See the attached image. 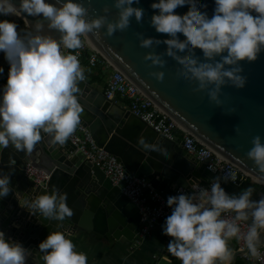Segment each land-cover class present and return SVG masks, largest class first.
I'll list each match as a JSON object with an SVG mask.
<instances>
[{
	"label": "clouds",
	"instance_id": "obj_1",
	"mask_svg": "<svg viewBox=\"0 0 264 264\" xmlns=\"http://www.w3.org/2000/svg\"><path fill=\"white\" fill-rule=\"evenodd\" d=\"M113 6L118 9V18L105 24V16L86 20L87 9L76 0H57V4L48 0H19L18 4L0 0V16L42 14L48 22L45 26L36 19L31 31H18L15 21L0 19V51L9 64L6 82L0 85V150L11 144L17 151L30 152L41 139V132L47 133L53 144H63L73 133L82 111L77 99L78 82L85 76L77 55L62 49H79L81 35L102 24L107 35L122 30L129 25L130 17L139 22L144 11L133 6V0H113ZM178 6H187L190 12L177 14L173 10ZM150 7L159 10L151 15L150 25L157 32L167 33L168 38H141L138 42L142 47L163 42L167 46L165 54L183 69L180 78L196 81V90H207L209 99L218 105L222 86L230 83L238 89L244 87L246 77L241 75L239 62L255 61L264 50V0H214L211 17L200 10L206 5L195 0H153ZM45 27L57 30L59 37L45 33ZM196 48L202 50L204 61L194 55L185 59L177 54H189ZM144 59L153 65L165 63L152 52ZM3 72L0 66V74ZM149 75L161 80L164 74L155 71ZM136 147L165 158L169 155L142 134ZM246 155L264 173V142L260 136L253 137ZM221 180L235 181L236 174L215 177L208 188L192 184L196 189L192 194L180 192L166 199L171 212L161 226L162 234L171 237L166 248L180 264H230L233 251L228 241L233 238L243 241L250 258L264 259L260 252L264 246V195L252 200V187L230 195L221 187ZM9 181V173L0 169V197L9 193ZM14 195L18 206L35 215L38 222L41 217L59 222L72 215L67 193L55 185L50 192L22 195L17 191ZM37 247L44 264H87L86 254L76 251L72 240L60 230L50 231ZM29 253L19 241L0 231V264H26Z\"/></svg>",
	"mask_w": 264,
	"mask_h": 264
},
{
	"label": "water",
	"instance_id": "obj_2",
	"mask_svg": "<svg viewBox=\"0 0 264 264\" xmlns=\"http://www.w3.org/2000/svg\"><path fill=\"white\" fill-rule=\"evenodd\" d=\"M18 2L19 0H13L14 4ZM48 2L57 4V0ZM76 2L87 9L86 20L105 16L106 24L118 18V9L113 6V0ZM152 2L153 0H139L137 4L136 0H133V6L144 10L139 22L130 17L126 28L116 30L111 35L106 34L104 24L83 35L180 126L264 183V173H261L253 160L246 155L252 147L253 137L260 136L264 142V50L258 54L255 61L239 62L241 75L246 77V83L239 89L230 83L222 86L218 105L209 99L207 90H196V81L180 78L183 69L165 54L167 46L163 42L153 43L150 47H142L139 44L141 38L153 37L161 41L168 38L167 33L157 32L149 23L151 15L159 11L150 7ZM195 2L206 5L200 10L211 17L214 0ZM105 8L108 9L107 12L104 11ZM173 11L183 15L190 12V8L178 6ZM6 17L16 22L17 29L20 27L19 19L23 18L29 31L32 30L31 24L36 19H40L45 26L48 23L42 18V14L38 17L27 14ZM44 32L54 38L60 35L57 30L46 27ZM180 39L186 41L183 36H180ZM149 52L159 54L165 61L164 65H153L150 60H145L144 56ZM177 54L185 59L188 55H194L198 61L205 60L199 48L189 54ZM215 59L219 60V57ZM0 66L4 68L3 74H0V85H3L9 64L2 51ZM155 71L163 72L161 80L149 75ZM78 89L77 99L82 106L79 124L88 130L95 145L114 155L129 174L147 178L151 187L165 200L169 195H177L178 188H183L185 194H192V184L205 183L216 177L202 163L196 166V158L182 148L181 141L161 137L126 107L106 99L103 92L87 81L78 82ZM140 134L147 142L157 144L159 149L167 151L168 157L165 158L155 151L139 150L136 142ZM26 164L44 169L49 174L47 182L44 185H35L24 174ZM0 169L8 172L10 177V191L6 196L0 197V231L6 232L13 241H19L30 250L26 262L32 254L40 253L38 243L52 230L62 231L69 239L84 233L93 239H105L110 243H131L138 231L139 215L136 205L118 186L111 183L99 165L87 159L68 138L63 144H53L49 135L41 132V139L34 144L30 152L17 151L9 144L0 150ZM53 185L67 193L66 203L72 209L70 217H65L59 222H49L41 217L38 222L35 215L30 216L26 209L18 206L15 192H21L22 195L50 192ZM221 187L230 195H238L243 189L252 187V200H258L264 195V191L250 181L221 180ZM248 223H251V220ZM66 229L69 233L64 231ZM236 256L237 252L233 260Z\"/></svg>",
	"mask_w": 264,
	"mask_h": 264
},
{
	"label": "built area",
	"instance_id": "obj_3",
	"mask_svg": "<svg viewBox=\"0 0 264 264\" xmlns=\"http://www.w3.org/2000/svg\"><path fill=\"white\" fill-rule=\"evenodd\" d=\"M19 22L22 30L29 31L23 18H20ZM81 44L82 46L79 49H62V51H70L77 55L80 66L84 70L85 79L83 81L87 80L88 72L95 70L98 66L105 73L107 69L111 70L103 89V95L106 99L116 101L117 98H120L124 100L126 102L125 107L133 115L145 122L161 137L168 140L181 141L182 148L193 155L197 161L202 163L216 177H224L228 172H235L236 180L229 181H250L255 185L264 187V183L230 162L191 132L180 126L165 110L96 50L86 40L84 35H81ZM177 130L180 132V138L176 134ZM68 140L77 150L82 151L87 159L99 165L105 175L109 177L111 183L118 186L121 192L136 205L139 215V228L131 241V245L132 247L138 246L150 230L157 224H163L165 217L170 214L171 209L166 204V200L151 187L147 178L144 176L135 177L129 174L114 155L96 146L90 133L83 125L78 123ZM24 174L35 185H44L49 178V174L44 169L30 164H26ZM209 183L210 181L194 184L208 188ZM192 190L193 192L196 191L193 188ZM180 192L185 193V190L178 188L177 194ZM64 231L69 233L68 229ZM4 233L6 237H10L6 232ZM235 250L241 261L240 264H264V259L256 260L250 258L247 249L243 246V241L236 240ZM260 252L262 257H264V246H261ZM151 264H158L157 259L154 258Z\"/></svg>",
	"mask_w": 264,
	"mask_h": 264
},
{
	"label": "crops",
	"instance_id": "obj_4",
	"mask_svg": "<svg viewBox=\"0 0 264 264\" xmlns=\"http://www.w3.org/2000/svg\"><path fill=\"white\" fill-rule=\"evenodd\" d=\"M110 72L111 70L107 69L105 75L100 77L97 70H90L86 81L103 92L106 78ZM116 102L124 107L126 105V102L120 98H117ZM194 162L196 166L201 164L197 160ZM161 226L162 224L155 225L136 247H132V243L129 242L113 241L110 243L105 239L100 241L84 233L73 236L71 240L75 245L76 251L86 254L87 264H151L154 258L157 259L158 264H180L176 257L168 253L166 245L171 237L162 234ZM228 245L232 249L234 256L236 240L234 238L231 239L228 241ZM240 263L238 256L230 261V264ZM26 264H44L41 253L32 254Z\"/></svg>",
	"mask_w": 264,
	"mask_h": 264
},
{
	"label": "trees",
	"instance_id": "obj_5",
	"mask_svg": "<svg viewBox=\"0 0 264 264\" xmlns=\"http://www.w3.org/2000/svg\"><path fill=\"white\" fill-rule=\"evenodd\" d=\"M0 19H8V17H6V16H0ZM17 30L19 31V30H22V29L19 27ZM83 62H84V58H83ZM95 70H97L98 75L100 77H103L105 75V71L100 66L96 67ZM176 134L180 138V132L178 130L176 131ZM261 189L264 191V187H261Z\"/></svg>",
	"mask_w": 264,
	"mask_h": 264
}]
</instances>
